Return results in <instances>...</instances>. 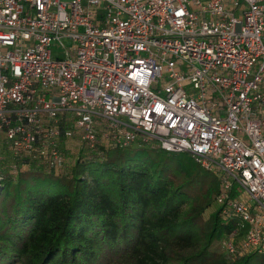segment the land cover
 Instances as JSON below:
<instances>
[{
	"label": "built area",
	"instance_id": "2783aa9c",
	"mask_svg": "<svg viewBox=\"0 0 264 264\" xmlns=\"http://www.w3.org/2000/svg\"><path fill=\"white\" fill-rule=\"evenodd\" d=\"M152 142L219 178L222 251L264 255V0H0V189Z\"/></svg>",
	"mask_w": 264,
	"mask_h": 264
},
{
	"label": "trees",
	"instance_id": "16d2710c",
	"mask_svg": "<svg viewBox=\"0 0 264 264\" xmlns=\"http://www.w3.org/2000/svg\"><path fill=\"white\" fill-rule=\"evenodd\" d=\"M219 178L152 142L31 166L0 189V264H264L220 247Z\"/></svg>",
	"mask_w": 264,
	"mask_h": 264
},
{
	"label": "rangeland",
	"instance_id": "374dc122",
	"mask_svg": "<svg viewBox=\"0 0 264 264\" xmlns=\"http://www.w3.org/2000/svg\"><path fill=\"white\" fill-rule=\"evenodd\" d=\"M52 48H53L52 51L55 52V46H53ZM72 163H73V162H72L71 160H69V161L67 162L66 166H65V169L69 168V167L72 165ZM219 248H220V247H219Z\"/></svg>",
	"mask_w": 264,
	"mask_h": 264
}]
</instances>
